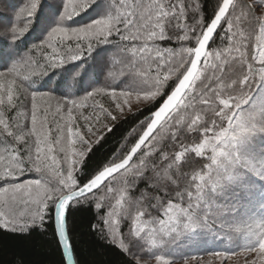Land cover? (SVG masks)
Wrapping results in <instances>:
<instances>
[{
	"label": "snow or ice",
	"instance_id": "6c2138e0",
	"mask_svg": "<svg viewBox=\"0 0 264 264\" xmlns=\"http://www.w3.org/2000/svg\"><path fill=\"white\" fill-rule=\"evenodd\" d=\"M13 9L0 23V232L51 224L61 264H77L71 215L94 208L90 232L125 264H264V0Z\"/></svg>",
	"mask_w": 264,
	"mask_h": 264
},
{
	"label": "trees",
	"instance_id": "16d2710c",
	"mask_svg": "<svg viewBox=\"0 0 264 264\" xmlns=\"http://www.w3.org/2000/svg\"><path fill=\"white\" fill-rule=\"evenodd\" d=\"M26 2L27 0H0V23H11L14 20L13 5L18 9ZM2 35L3 31L0 30V36ZM128 129L129 125L125 124L116 135H110L90 163L96 165L116 148L121 133H126ZM94 212V208H81L71 215L69 226L77 264H125L116 248L103 244L90 232L89 225L94 222ZM19 259H23L25 264H61V253L53 241L51 224L47 232L36 230L27 237L0 232V264H14Z\"/></svg>",
	"mask_w": 264,
	"mask_h": 264
},
{
	"label": "water",
	"instance_id": "95a60500",
	"mask_svg": "<svg viewBox=\"0 0 264 264\" xmlns=\"http://www.w3.org/2000/svg\"><path fill=\"white\" fill-rule=\"evenodd\" d=\"M73 259L75 260L74 256H73ZM67 262V261H66Z\"/></svg>",
	"mask_w": 264,
	"mask_h": 264
}]
</instances>
